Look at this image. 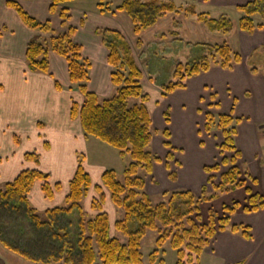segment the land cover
<instances>
[{"label": "trees", "instance_id": "16d2710c", "mask_svg": "<svg viewBox=\"0 0 264 264\" xmlns=\"http://www.w3.org/2000/svg\"><path fill=\"white\" fill-rule=\"evenodd\" d=\"M19 1L9 0L6 5L17 12L27 28L46 36L34 39L27 45L28 71L51 75L50 54L55 53L65 59L70 89L77 90L83 97L82 104H72L71 119L80 121L86 137L115 148L123 158L129 156L131 163L124 171L123 183L118 180L114 170H106L101 178L102 185L95 186L84 166L85 155H79L76 173L69 182L65 206L44 212L38 211L30 201L35 186L41 184L45 197L53 200L55 194L62 190V183L52 184L51 175L41 170L22 171L14 181L0 187V245L32 264H145L142 242L147 233L153 231L159 237L157 248L149 256L150 264H165L163 247L168 242L177 253L176 264H200L204 250L218 232L230 230L251 240L250 227L231 223L232 216L239 210L246 214L264 210L263 195L249 186V183L257 185V179L243 172L238 165L242 154L236 147L237 129L234 124L240 120H235L231 114L205 112V131L211 133L217 128L223 136V143L218 146L221 160L204 168L209 176L208 185L199 196L191 191L164 193L163 196H170L169 199L153 204L146 192V180L139 176V172L143 170L148 175L153 174L154 164L161 159L148 151L154 138L153 119L147 107L151 98L144 92V76L129 42L118 31H96L109 51L111 82L115 90L113 96L100 100L88 87L92 63L83 56L82 46L74 41L76 28L69 25L72 17L65 5L76 0H51L50 14L59 15L67 28L61 34L55 33L50 21H41L26 12ZM196 1L177 5L173 2L160 4L124 0L113 8L108 0H99L98 8L102 14L125 13L133 24L134 34L139 38V48L143 47L141 35L171 14L195 18L211 33H232L235 27L233 20L225 15L213 19L208 13L196 11ZM236 11L241 14L236 23L240 31L248 34L264 31V0H253L238 6ZM175 27H179V24L176 23ZM4 31L0 30V36ZM196 46L205 49L208 56H202L197 61L178 62L172 81L160 88L163 97L185 89L189 79L207 73L214 66L229 70L242 62L241 55L234 53L227 43ZM55 86L57 90H63L58 82ZM131 100L138 103L132 105ZM219 106L216 105L217 108ZM164 116L169 125L168 111ZM170 136V131L165 130L164 137L168 139ZM165 146L170 148L171 145L165 142ZM45 149H50L49 143H45ZM167 159L173 160V154L169 152ZM25 160L39 165L40 155L27 153ZM170 177L177 178L175 173ZM91 189H95L99 195V199H94L91 205L98 214L89 218L83 203ZM104 189L109 192L114 206L124 212L123 219L115 223V236L111 234L109 215L102 208L106 198ZM240 189H244L248 197L245 205L240 201L223 204L222 217L210 210L208 223H200L202 204L218 201L223 195Z\"/></svg>", "mask_w": 264, "mask_h": 264}, {"label": "crops", "instance_id": "0c3cea01", "mask_svg": "<svg viewBox=\"0 0 264 264\" xmlns=\"http://www.w3.org/2000/svg\"><path fill=\"white\" fill-rule=\"evenodd\" d=\"M8 1L0 0V30L5 29L0 36V187L14 181L25 170H41L50 174L52 184L63 185L62 190L55 194L54 201L45 197L41 184H37L30 195L32 205L43 212L54 208V203L58 199L59 203L65 202L69 193V182L77 170L78 156L82 154L87 156L89 144L96 143L93 141L95 138L85 136L79 120L71 119L72 104H82L83 97L77 90L70 89L71 82L66 60L55 53L50 54L52 76L28 71L27 45L34 39L46 36L27 28L17 12L7 7ZM123 1L118 0L119 4ZM177 1L182 5L190 3V0ZM251 1L253 0H197L195 3L207 8L230 10ZM19 3L35 18L50 21L56 34L66 32L67 28L63 26L59 15L50 14L51 0H20ZM68 9L71 11L70 8ZM78 15L79 24L72 26L76 28L74 41L82 46L83 56L92 63L89 90L99 97L103 96V99L110 98L115 90L111 82L109 51L102 39L96 35V31L109 29L122 33L133 47L134 54L135 47L139 48V38L134 34L133 24L125 13L102 14L97 8L95 11L80 10ZM177 18L181 17L175 14L168 15L155 27L145 31L140 38L143 45L149 39V35L157 40V36L164 32H172ZM189 20L192 26L185 25L183 29L186 44L227 43L234 53L241 55L242 62L229 70L214 66L207 73L189 79L185 89L166 96L167 100L159 113L165 115L167 111L172 112L175 105L179 124L172 125L171 122L174 120L171 117L170 124L168 125L164 120L163 127L164 130L170 131L172 138L174 133L180 136V143L177 140L176 143L182 144L184 154L179 159L177 157L168 161L169 152H166L165 159L160 158V162L154 164L153 174L148 175L146 192L151 199L152 195L160 196L167 193L165 186L160 188L157 181H160L161 177L164 183H171L170 175L175 173L177 176L175 191L201 194L202 189L208 185L209 177L204 168L213 166L221 160L218 146L223 143L220 131V136L217 135L216 129L211 133L205 131V112L210 111L215 115L231 114L235 120H240L239 123L234 124L237 129L236 147L242 154L238 165L243 172L257 179V185L249 183V186L264 197V31L257 30L253 34H248L240 31L236 26L237 22H234L235 27L231 34H214L196 20ZM72 22L73 18L69 22L70 26ZM56 82L63 87V90L56 89ZM154 89L162 95L159 88L154 86ZM176 93L184 100L175 99ZM215 94L218 96V101L220 99L219 102ZM203 102H206V105ZM217 104L220 105L218 109ZM187 110H191L201 122V125L196 124L194 130L195 144L192 155L185 152V147L189 144L187 129L189 127L185 125L188 121ZM162 140L165 144L164 139ZM27 141L39 146L43 157L39 165L25 160L27 153H24L20 146ZM45 143H49V150H45ZM166 150L169 151L167 148ZM208 156L211 157V163L205 161ZM84 166L93 184L101 186V178L107 168L99 165L89 168L87 162ZM53 175L56 176L54 178L56 181H53ZM92 190L95 191L96 196H99L95 189ZM239 191L241 190L222 197L219 202ZM96 196L92 199H97ZM109 200L111 199L106 196L104 209L120 212L122 219L124 212L118 211ZM246 201L247 197L244 202H240L245 205ZM222 203L225 204L223 201ZM231 223L250 227L252 239L247 240L241 234H234L230 230L218 232L203 254L221 259L225 264L240 262L264 264V210L253 214L239 210L232 216ZM11 254L0 245V264H24L23 259L15 258V255Z\"/></svg>", "mask_w": 264, "mask_h": 264}, {"label": "rangeland", "instance_id": "374dc122", "mask_svg": "<svg viewBox=\"0 0 264 264\" xmlns=\"http://www.w3.org/2000/svg\"><path fill=\"white\" fill-rule=\"evenodd\" d=\"M108 1L109 3H111L113 8L119 5L118 0H108ZM145 1H154L160 4L170 3V2H173L177 5L182 4L180 1H177V0H145ZM98 4H99V0H76L74 2L68 3L66 7L71 9L70 12L73 18V22L71 23V26H75L79 24L80 19H79L78 11L80 10L95 11L98 8L97 7ZM194 6H195L194 8L196 9V11L201 12V13H208L210 18H213V19L214 18L219 19L220 17L225 15L229 17L231 20H233V22H238L239 18L241 17V14L237 12L235 8L230 9V10L219 9V8H207L205 6L198 5L196 3H194ZM178 17H181V18H177L176 22L174 23V30L172 32H169V33L164 32L162 35L157 36L158 37L157 40L154 39L152 35L151 36L149 35L148 36L149 39L146 42H144L142 49L135 47V50H136L135 54L133 51L135 59L139 67L141 68L143 76H144L142 79V86L144 88V92L150 95V98H151L150 102L147 104V107L154 121V126L152 128L154 141L151 143L150 147L148 148V151L152 153L154 156L162 158L163 160L166 157V152L172 153L174 160H175L177 157L179 159L180 156H183L184 151L182 150L183 147H181L182 144L176 143L177 141L180 143V136H177L174 133L173 138L172 136H170L168 139L164 137L165 130H164L163 125L165 124L164 120L166 119L164 118L165 116H163L164 114H160L159 112H160V109L164 107V102L167 100V97H163L160 94V92L154 89V86L160 89L163 85L172 81L173 70L175 69V66L178 62L187 63V62L197 61L201 59L202 56H208L207 53H205V49H203L201 46H196L194 45V43L186 44L185 42L186 36H184L183 34L184 26L185 25L192 26V23L190 22L189 19H194V20L196 19L192 17H187L186 15H183V14L178 15ZM176 23L179 24V27H175ZM173 34H175V36ZM197 45H203V44H197ZM211 45H215V44H211ZM131 48L133 50V47ZM151 77H153V79H151ZM175 97H176L175 99L184 100L183 97L178 96L177 93ZM103 98H104L103 96H100V100H103ZM216 100L217 102L220 101V99L218 101L217 95H216ZM158 102H160V105L158 104ZM130 103L133 105L138 102L135 100H131ZM203 104L206 105V102H203ZM187 111H188L187 112L188 114H186V118L188 121L185 122V125L189 127L187 128L189 131V141H188L189 144H187V147H185L186 148L185 152L187 154L192 155L194 153L193 145L195 144L194 130L197 127L196 124L198 123L200 124L201 122L194 116L191 110H187ZM169 114H170V119L172 117V119L174 120V122L173 121L171 122L172 125H174V123L177 124L178 122H177L175 105L173 106L172 112L170 111ZM216 131H218L217 135L220 136V132L217 128H216ZM162 139H164V142L170 143L171 145L170 148H167L165 144H163ZM93 141H95L96 144H89L88 155L87 156L85 155V162H87V164L89 165V168H91L94 165L105 166L107 170H114L118 175V180L123 183L124 182V171L126 167L131 163V158L129 156L125 158L121 157L118 150H116L115 148H112L111 146L105 143L100 142L99 140L94 139ZM185 145L186 143H184V146ZM5 146H8V145H5ZM20 148L24 153H37L40 155V160L43 159L41 155L42 152H40L39 150L40 149L39 146L34 145V143L32 142H28V141L24 142L20 146ZM166 148L169 151H167ZM168 161H172V160H168ZM205 161L211 163L212 162L211 157L210 156L206 157ZM139 176L141 178H144L145 180L148 179L149 177L148 174L143 170H140ZM52 178H53V181H56L54 179L56 178L55 175H53ZM176 181H177V178L175 179L172 178L171 183H166V182L164 183V180L161 179L160 177V181H157V185L160 188L165 186V189L168 191L167 193L169 194L177 193L181 190L175 191L176 189L174 188L176 186V183H175ZM240 190L241 191H239V193L231 196L230 198H224L222 201L225 204H231L229 202H232L233 200L244 202L247 196H246V193L244 192V189H240ZM104 191H105L104 194L110 199L109 192L105 189ZM197 195L199 196L200 194H197ZM95 196H96L95 191L91 189L83 203L84 209L87 210L85 211L87 212L89 218H92L98 214V212L93 211L92 208L90 207V205H92V202H93L92 198ZM224 196L226 195H223L222 197ZM96 197H98L97 199H99V196H96ZM169 197H164L163 195H160V196L152 195L153 204H159L160 202H166L169 199ZM59 201H60L59 199L56 200V202L54 203L55 207L65 206V203H63L62 201H61L62 203H59ZM105 201H106V198H105ZM222 201L219 202L218 200L212 203L202 204L201 206L202 219L200 223L202 224L208 223L210 210L215 211L218 217H222L223 215L222 210H221L222 205H223ZM105 203L106 202H104L102 208H103V211L108 213L109 215L110 225H111V234L112 236H115L117 235L115 231V223L117 221L122 220L123 218L121 219L122 215L120 214V212L119 213L116 212V210H114L115 212H113L112 209H106V208L104 209V206H106ZM116 209L118 211H121V213H123L122 210L118 208ZM158 237H159V234L157 232L150 231L149 233H147L146 237L144 238L142 242L141 250L144 255L145 264H150L149 256L157 248L156 241ZM163 251H164V254L162 257L165 259V264H176L177 263V260H178L177 253L175 250L172 249L169 242L163 247ZM14 257L17 258L18 256L15 255ZM23 262L24 264H32L26 261H23ZM200 264H225V262L221 259L212 258L208 256L207 254L205 255L202 254L201 259H200Z\"/></svg>", "mask_w": 264, "mask_h": 264}]
</instances>
